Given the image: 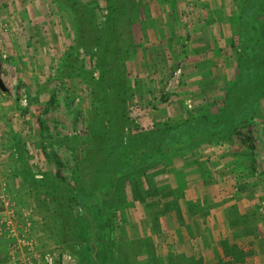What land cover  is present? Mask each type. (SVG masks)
I'll list each match as a JSON object with an SVG mask.
<instances>
[{
    "label": "rangeland",
    "instance_id": "obj_1",
    "mask_svg": "<svg viewBox=\"0 0 264 264\" xmlns=\"http://www.w3.org/2000/svg\"><path fill=\"white\" fill-rule=\"evenodd\" d=\"M27 1L37 16L17 20L23 48L5 41L0 66L11 115L0 133V264L25 253L16 244L28 235L36 264L47 254L55 264H264V81L255 94L243 77L251 65L264 78V10L255 40L243 35L259 0H218L215 11L207 0H0L10 30L6 9ZM219 11L228 32L211 47L222 67L204 56V69L188 70L195 26ZM45 96L56 110L33 131L12 116ZM99 199L102 215L119 211L112 235L89 213Z\"/></svg>",
    "mask_w": 264,
    "mask_h": 264
},
{
    "label": "crops",
    "instance_id": "obj_2",
    "mask_svg": "<svg viewBox=\"0 0 264 264\" xmlns=\"http://www.w3.org/2000/svg\"><path fill=\"white\" fill-rule=\"evenodd\" d=\"M229 3V1H227ZM28 4H22L18 3L16 5V8H7L6 10H9V13H13L12 17L10 18V23L14 25L12 26L14 28V30H10L12 32H10L7 36H6V43L8 45V47L11 49L12 53H16L15 51H20L21 46H17L16 45V41L17 43H19L18 41H21V37L19 35V32L21 33L22 30L20 29V25L17 26V20L21 19L22 21H25V23L27 24V22L31 19H34L37 15L34 14L33 7L31 2L27 1ZM218 4V0H207L206 4H208L209 6L211 5V9L212 11H215L216 9L214 8L215 4ZM230 6V5H229ZM219 8V7H218ZM7 13V12H6ZM221 11L218 12V16H216L215 18H212V25H208L206 26L208 23L206 22H201L199 25L195 26V30L193 31L192 34V44H191V50L193 51V54L191 55V57H193V62L191 64V68H187L188 70H192L195 71L197 69H204V65L201 64V62L203 63V57L206 56V59H208L209 56H211V59L213 60V62L210 64H208L207 67H210V69H218L220 67H222L221 62H215V57H214V53H213V49H215V45L213 46V48L211 47V45L214 43V40H220L222 39V35L226 36L227 35V28L224 27L223 23H222V19L220 17L221 15ZM3 14V13H2ZM1 11H0V15ZM7 15V14H6ZM3 17L4 16L2 15ZM210 20H208L209 22ZM206 26V27H205ZM19 27V28H18ZM204 27V28H203ZM19 30V31H18ZM222 32V34H221ZM192 33V32H191ZM223 41V39H222ZM161 44V43H160ZM158 45V41L155 42V47ZM222 45V43H221ZM16 47H21V48H16ZM156 49V48H155ZM12 54V56H13ZM200 62V63H198ZM199 65H198V64ZM202 66V67H201ZM205 66V67H206ZM1 96V95H0ZM61 103L65 104V101H63V99L60 100ZM38 104H32L30 107V110L28 111H24L26 112V115H23V111L16 109L15 114L12 113V116L14 115V117L16 118V121L23 119L26 117L28 119H30V123L32 128V131L35 129V124L37 125V121L36 120H40L43 117H47L51 112H55V108L52 107V103L54 104V102L56 103V101L51 100V98H49V96H45L40 98L39 100H37ZM2 103H4V100L2 99V97H0V133H2V130L4 132V122H6L7 119L11 118L10 114H6L10 112V110L6 111V109L8 108V104L4 107L2 106ZM10 106V105H9ZM61 106H63L61 104ZM42 122V120H40ZM21 127V126H16V131L17 129ZM25 133V132H23ZM222 164L224 166H228V160L222 161ZM160 184V183H158ZM195 190V200L198 199H203L204 196H206L207 194V190L204 186H199L197 185L196 188H194ZM193 190V191H194ZM199 191V194H197V192ZM208 195V194H207ZM161 198V195L158 197ZM211 200H213L212 196L210 195ZM156 208H162L163 206V201H162V206H160V200H158L156 203ZM139 205V208L136 207L133 211L136 212V210L138 209L141 212V220L142 221H146L147 222V216L148 211H144L142 206ZM153 210V209H152ZM214 212V211H212ZM167 215H172L171 213H164L163 217L161 219V224L165 225L166 223H168V219H167ZM135 219V218H134ZM175 219L173 217H171V221L173 222ZM158 221V220H157ZM156 223V222H155ZM177 223V222H176ZM175 223V224H176ZM128 226H130L129 224H125V228L122 229L124 231H126L125 236L127 237L128 235ZM27 231L31 232L29 228H26ZM119 231V230H118ZM121 231V228H120ZM222 232V231H221ZM158 234V233H157ZM221 237V236H220ZM217 238V237H216ZM217 240V239H216ZM35 239L31 238L30 235L27 236L26 238H22L19 240L18 244V248H21L22 252L25 251V253L22 254H17V255H13L11 261L8 262V264H36L38 260L35 259V256L33 255V248H35ZM219 241V239H218ZM212 252V251H211ZM10 260V259H9Z\"/></svg>",
    "mask_w": 264,
    "mask_h": 264
},
{
    "label": "trees",
    "instance_id": "obj_3",
    "mask_svg": "<svg viewBox=\"0 0 264 264\" xmlns=\"http://www.w3.org/2000/svg\"><path fill=\"white\" fill-rule=\"evenodd\" d=\"M258 2H259V4L257 5L258 7L251 8L252 10H250V11H252V13L250 15V21H249L250 24H249V26L246 25L244 27V30H243V35L246 38V40H253L254 39L253 36H255L256 31L258 29V26H256V24H257L256 22H257L258 17L260 18L262 16V15H260V14H262L260 12L264 10V0H259ZM247 68L248 69L244 71V76H243L244 78H246L248 80V81L245 80V83H248L249 79L252 80V83L255 86L253 88V92L255 94H257L259 92L258 89H257V85L260 86V84L264 81L263 74H262L263 72H260L258 67L256 68V67L251 66V65H247ZM263 69H264V65H263ZM245 73L246 74L249 73V74L246 76ZM112 136H113V134H112ZM116 137H118V135H116ZM122 166H123V168L121 170H119L117 173H115V175L110 176L109 179L106 181L107 183L105 184V186H107L108 188H111L112 191H115V188L116 189L120 188V187L118 188V186H121V180H120L121 178L120 177H121V175H124L125 173H127V169H126L124 163H122ZM114 170H115V168H114ZM88 182L89 181H87V183ZM98 184L99 183H97L96 186ZM99 191H101V189H97L93 193L92 196H94V194H96V192H99ZM113 193H115V192H113ZM102 206H105V204L102 203L101 199H99L95 203H91L90 208H89V213L93 216L94 220H96V219L98 220L99 217L101 218V222L98 224L97 228H99L102 231L103 230L108 231V232H110V235H112L111 233H113L116 230V228H117V227L115 228V225L117 223V218H118V214H119L118 212L119 211L115 210L114 213L111 216L108 215L109 213L108 214L106 213L105 215H102L101 214V212H103V210L101 208ZM101 234H103V233H101ZM90 235H93L94 242H96L97 246H99L101 244V242L105 243V241H106V240L105 241L104 240H100V234H97L96 232H92V230H90V229L86 230L85 237L87 238ZM91 250L93 252L92 248H91ZM228 254H229V252H228ZM102 256H103V252L97 251V257L100 260H102ZM91 262H93V261L91 260Z\"/></svg>",
    "mask_w": 264,
    "mask_h": 264
},
{
    "label": "built area",
    "instance_id": "obj_4",
    "mask_svg": "<svg viewBox=\"0 0 264 264\" xmlns=\"http://www.w3.org/2000/svg\"><path fill=\"white\" fill-rule=\"evenodd\" d=\"M9 32L10 28L0 20V66L3 65L8 59V55L5 51V40ZM21 103L23 106H26L27 100L24 99ZM44 264H55L54 257L51 254H47L44 257Z\"/></svg>",
    "mask_w": 264,
    "mask_h": 264
}]
</instances>
